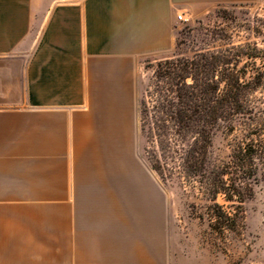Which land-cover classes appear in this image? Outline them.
<instances>
[{"label":"crops","instance_id":"1","mask_svg":"<svg viewBox=\"0 0 264 264\" xmlns=\"http://www.w3.org/2000/svg\"><path fill=\"white\" fill-rule=\"evenodd\" d=\"M261 1L0 0V264H162L137 217V68L177 14Z\"/></svg>","mask_w":264,"mask_h":264},{"label":"trees","instance_id":"2","mask_svg":"<svg viewBox=\"0 0 264 264\" xmlns=\"http://www.w3.org/2000/svg\"><path fill=\"white\" fill-rule=\"evenodd\" d=\"M138 116L152 170L197 196L205 239L224 251L242 234L243 205L264 188V51L246 44L158 61Z\"/></svg>","mask_w":264,"mask_h":264},{"label":"rangeland","instance_id":"3","mask_svg":"<svg viewBox=\"0 0 264 264\" xmlns=\"http://www.w3.org/2000/svg\"><path fill=\"white\" fill-rule=\"evenodd\" d=\"M183 16L186 21L179 22L174 27L175 45L172 51L163 57L148 58L137 68V135L131 150V158L135 163L133 169L146 176L147 183L149 185L151 183V188L161 198L162 218L166 217L163 218L160 228L161 262L264 264V188L257 187L253 198L243 205L242 234L228 238L224 245H221L224 246V251L212 247L205 239L206 225L195 218L198 207L193 205L198 202L197 196L187 194L175 183L161 178L152 170L147 155L150 147L140 133L138 116L139 100L144 90L152 85L153 70L158 61L174 57H191L202 50L246 44L264 51V1L219 4L199 16L185 14ZM213 150L220 156L227 152L222 134L218 133L213 138ZM132 179L134 178H131V184ZM122 189L129 190V186Z\"/></svg>","mask_w":264,"mask_h":264},{"label":"bare ground","instance_id":"4","mask_svg":"<svg viewBox=\"0 0 264 264\" xmlns=\"http://www.w3.org/2000/svg\"><path fill=\"white\" fill-rule=\"evenodd\" d=\"M141 169V168H140ZM130 175L132 178V172L130 171ZM151 185V183H150ZM147 183L146 176L143 173H140L138 170H136V185H135V190H137V196H138V203H137V217L143 218L146 221H150L152 223V234L153 237L156 239L161 238V232L160 228L163 224V217L162 218V203H161V198L160 195L156 194V192L151 188ZM123 187V186H121ZM133 186L131 184V190ZM123 190V189H122ZM133 191V190H132ZM143 194V201L142 203L139 201V196ZM144 197L147 198L149 204L147 203L146 205L144 204ZM151 198V199H150ZM150 199V200H149ZM151 206V207H150ZM164 207V204H163ZM151 209V212L149 210ZM140 210L145 212V216L141 215ZM165 215V214H164ZM166 221V219L164 220Z\"/></svg>","mask_w":264,"mask_h":264},{"label":"built area","instance_id":"5","mask_svg":"<svg viewBox=\"0 0 264 264\" xmlns=\"http://www.w3.org/2000/svg\"><path fill=\"white\" fill-rule=\"evenodd\" d=\"M176 21L177 22H184L186 19L184 18L183 14H177L176 15Z\"/></svg>","mask_w":264,"mask_h":264}]
</instances>
